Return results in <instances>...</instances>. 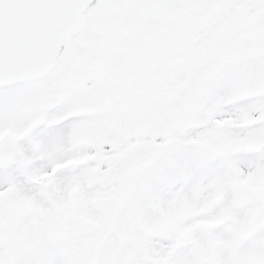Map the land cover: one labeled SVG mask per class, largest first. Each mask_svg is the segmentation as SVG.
I'll use <instances>...</instances> for the list:
<instances>
[{
    "label": "snow or ice",
    "instance_id": "snow-or-ice-1",
    "mask_svg": "<svg viewBox=\"0 0 264 264\" xmlns=\"http://www.w3.org/2000/svg\"><path fill=\"white\" fill-rule=\"evenodd\" d=\"M0 264H264V0H0Z\"/></svg>",
    "mask_w": 264,
    "mask_h": 264
}]
</instances>
